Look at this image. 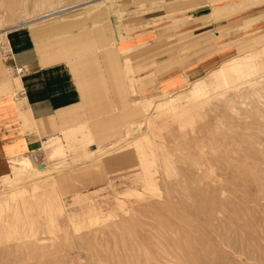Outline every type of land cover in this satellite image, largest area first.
Wrapping results in <instances>:
<instances>
[{
    "label": "rangeland",
    "instance_id": "374dc122",
    "mask_svg": "<svg viewBox=\"0 0 264 264\" xmlns=\"http://www.w3.org/2000/svg\"><path fill=\"white\" fill-rule=\"evenodd\" d=\"M208 14L217 21L192 34V17ZM150 27L152 41L131 45ZM13 35L35 58L83 62L59 61L77 93L69 116L23 125L29 151L0 175V264H264V0H0V96L21 92ZM99 35L129 49L128 64L116 52L109 71ZM248 54L238 78L217 81Z\"/></svg>",
    "mask_w": 264,
    "mask_h": 264
},
{
    "label": "crops",
    "instance_id": "0c3cea01",
    "mask_svg": "<svg viewBox=\"0 0 264 264\" xmlns=\"http://www.w3.org/2000/svg\"><path fill=\"white\" fill-rule=\"evenodd\" d=\"M208 16L209 14L203 18H201L202 15H196L192 17L193 21L191 25H189V31L196 35L205 32L203 29L204 24L217 21ZM38 19H42V17L36 19L32 18L33 21H37ZM200 19L202 21H200ZM33 21L30 19L24 24L33 23ZM57 25L58 26H55L65 27L69 24L58 22ZM53 27H41L38 28V30H34L33 33L38 31L47 32ZM154 30V28L150 27L148 29H144L140 33L135 34L131 40V45L136 46L137 44L143 42L152 41L155 35ZM11 38L15 41V38L17 39L19 37L18 35H13ZM98 39L101 44L100 54L103 64L108 68L109 71H114V68H116L118 71L119 69L117 64L119 61L114 55L116 52L122 54L124 62L127 63V54L129 53V49H120L116 44V40H114L113 49H110L104 45V38L102 35H99ZM14 43V53H12V55L15 65H20L22 68V74L13 78L11 85L15 88L21 87V92L17 97H14L13 95L0 96V175L7 171L9 159L13 154L26 153L29 151V130L24 128V126H28L27 124L29 121L33 123L31 129L37 130L51 127L57 120L61 121L69 116L64 108L77 103V93L72 82L70 81L68 71L64 68V66H61V63H59V61L63 60L70 65L71 60L69 58L57 56L55 51L51 52L48 51V49H40L38 51V59L33 57L34 55H32L31 51L23 48L24 44L22 42L17 40ZM215 56L217 55H210L208 60H215ZM232 59L238 62L241 69L244 66L252 65L254 62L252 60V54L241 57H231L227 61ZM204 60L205 59L198 60L192 65L188 66L186 73H183L185 79L188 77L192 78L195 75L200 74L206 66L205 63H203ZM90 61L93 60H87V65ZM82 62L76 61L74 65L71 64V66L74 67L78 63ZM115 76V79H113L114 83L117 85V83H119V78L117 75ZM175 77L176 76L167 80H163L162 84L165 85L166 82L173 81ZM8 89L9 88H4L3 86L1 92H5ZM130 90L133 93L137 92L133 83L130 84ZM151 96L152 94L143 95L140 98H136L131 101V105L133 106L135 104L141 103L142 100H151ZM19 100L22 102V111H18L17 103ZM105 121H109V118H106ZM67 134L66 137L71 138ZM87 135L88 134L84 132L80 135H77L76 138L81 139L82 136V138H84ZM53 136H55V134L47 135L45 140Z\"/></svg>",
    "mask_w": 264,
    "mask_h": 264
},
{
    "label": "bare ground",
    "instance_id": "6f19581e",
    "mask_svg": "<svg viewBox=\"0 0 264 264\" xmlns=\"http://www.w3.org/2000/svg\"><path fill=\"white\" fill-rule=\"evenodd\" d=\"M77 5V4H76ZM75 5V6H76ZM71 7H73L72 5L71 6H68V7H64V8H60V9H54L57 13L58 12H61V11H65L66 9H68V8H71ZM46 15H49V13L47 12V13H42V14H40V15H38V16H36V17H34L33 19H36V18H40V17H44V16H46ZM30 19H28V20H26V21H23V22H20V23H17V24H15L14 26H19V25H22V24H24L25 22H27V21H29ZM31 21H33L32 19H31ZM36 21V20H35ZM34 22V21H33ZM260 51V50H259ZM262 51V50H261ZM261 53V52H260ZM254 57H255V55L254 54H252V60L254 61L255 59H254ZM258 61V60H257ZM255 62V61H254ZM240 67H239V64H238V62L236 61V60H230L229 61V63L228 64H225V65H223L220 69H217V70H215V77H216V79H217V81L219 80L221 83L222 82H225L226 81V79H228V77H230V78H232V76H234L235 75V77H237L238 78V75H239V73H240ZM212 71H214V70H212ZM211 75V74H210ZM209 75V76H210ZM235 77H233V78H235ZM228 81V80H227ZM228 82H230V81H228ZM228 82H227V84H228ZM209 83V82H208ZM207 84H204V82L203 81H196V82H194L193 83V86L191 87V89H190V92H191V95H193V96H195V97H200V96H202V95H204L205 93H206V88H205V86H206ZM213 85V84H212ZM216 85H217V83H216ZM215 86V85H214ZM218 86V85H217ZM219 87V86H218ZM189 90V89H188ZM189 97V96H188ZM193 98V97H192ZM197 99V98H196ZM83 137V136H82ZM81 137V138H82ZM85 137H88V135L87 136H85ZM50 141V140H49ZM51 142H52V140H51ZM49 143V142H48ZM50 144V143H49ZM46 147H48V146H46ZM31 161H32V163H36V161H37V159H36V157L35 156H33L32 158H31ZM25 162L24 161H19V164H24ZM36 165V164H35Z\"/></svg>",
    "mask_w": 264,
    "mask_h": 264
},
{
    "label": "built area",
    "instance_id": "2783aa9c",
    "mask_svg": "<svg viewBox=\"0 0 264 264\" xmlns=\"http://www.w3.org/2000/svg\"><path fill=\"white\" fill-rule=\"evenodd\" d=\"M47 12L49 13V15H46V16H53L54 14L57 13L54 9L44 12V14L47 13ZM16 72L17 73H22V68L21 67L16 68Z\"/></svg>",
    "mask_w": 264,
    "mask_h": 264
}]
</instances>
